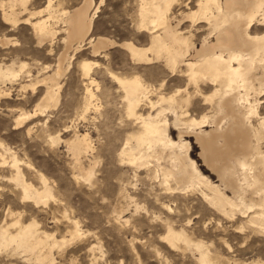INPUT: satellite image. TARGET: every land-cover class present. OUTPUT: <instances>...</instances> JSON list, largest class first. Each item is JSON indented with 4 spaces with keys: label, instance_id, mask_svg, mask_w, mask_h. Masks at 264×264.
Masks as SVG:
<instances>
[{
    "label": "bare ground",
    "instance_id": "obj_1",
    "mask_svg": "<svg viewBox=\"0 0 264 264\" xmlns=\"http://www.w3.org/2000/svg\"><path fill=\"white\" fill-rule=\"evenodd\" d=\"M62 2L64 0H45L44 4L42 0H0L2 25L9 27L8 31L29 26L36 47L48 46L47 54L53 50L55 35L64 32L63 49L56 57L55 69L35 79H30L28 70L25 74L28 79L17 83L23 90L35 91L38 85H44L45 89L35 102L33 112L22 110L16 114L14 126H21L57 104L59 79L67 71L69 60L85 44L92 47L94 55L118 46L135 65L163 62L171 76L182 77L186 83L183 89L160 96L156 102L149 99L141 79L119 77L108 71V77L123 93L126 117L139 124V130L122 141L117 152L119 164L132 168L134 176L145 172L146 179L154 181L163 195L197 193L209 209L226 221L237 223L240 233L250 231L264 236V115L259 112L264 104V100L261 101L264 98V0H134L132 21L138 34L147 35L146 45L92 35L98 11V7H93V0H83L71 10L62 7ZM15 43L16 40L6 34L0 37L2 48L10 44L16 46ZM27 65L17 58L9 63L0 62V98L10 97L13 81ZM92 68L89 61L80 63L86 80L85 111L93 105L95 97L89 87L95 81L91 77ZM178 92L183 95L177 97L181 95ZM194 97L202 98L211 113L185 119L184 113ZM163 101L168 102L167 107L173 113L171 123L166 109L161 106ZM142 104L150 109L158 106L159 110L143 115L138 112ZM183 107L186 110H182ZM171 124L178 131L177 139L169 133ZM206 126L210 129H203ZM31 129L27 127L26 133ZM189 137L194 138L200 148L198 158L216 174L217 181L203 173L192 157ZM50 139L57 143L59 137ZM66 142L71 161L76 165L93 150L87 133H76ZM10 153L14 168L11 180L19 189L20 200L35 207L46 204L53 197L47 178L38 175L40 186L26 180L19 159ZM80 174L89 180L93 172L87 170ZM139 208L145 207L135 204L134 212ZM165 208L171 210L169 203ZM20 215L10 211L11 220L6 222L5 218L0 222V254L16 255L27 263L32 259L34 264H55L53 250L83 234L74 222L70 238L58 239L53 233L40 229L35 219L23 222ZM171 222H164L160 244L169 251L188 252L196 264H220L213 248L202 240L193 239L184 226L176 228ZM190 223L189 219L186 225ZM169 260L165 258V264H169ZM243 264L264 262L253 259Z\"/></svg>",
    "mask_w": 264,
    "mask_h": 264
},
{
    "label": "rangeland",
    "instance_id": "obj_2",
    "mask_svg": "<svg viewBox=\"0 0 264 264\" xmlns=\"http://www.w3.org/2000/svg\"><path fill=\"white\" fill-rule=\"evenodd\" d=\"M82 1L64 0L62 7L71 10ZM94 6L98 7V11L97 17H94L92 35L106 36L118 42L132 40L137 45L148 43L147 35L138 34L132 21L134 0H106L103 4L100 0H93ZM8 28L2 25L0 18V37L6 34L16 40V46H0V62L9 63L17 58L28 65L16 77L15 83L13 81L10 97L0 98V143L3 145H0L1 223L5 218L6 222L11 220L10 211L20 213L23 222L35 219L40 229L60 239L70 238V231L76 222L83 234L53 250L55 264H165V258H170L169 264H196L188 252L169 251L159 243L165 229L164 222L167 221H172L176 228L184 226L193 239L207 243L213 248L220 264H243L253 259L264 262V236L250 231L240 233L237 223L228 222L213 212L197 193L163 195L158 192L154 181L146 179L145 172L134 176L132 168L119 164L117 152L122 141L138 131L139 124L126 117L123 93L108 77L109 72L119 77L141 79L148 90L149 99L154 102L160 96L183 89L186 83L184 78L171 76L160 61L135 65L126 51L118 46L100 50L94 55L92 47L85 44L69 60L67 71L59 79L57 104L45 110L44 114L26 120L21 126H14L16 114L22 110L33 112L35 102L45 89L44 85H38L35 91L30 88L23 90L19 89L18 84L28 79L25 75L28 70L30 79H35L55 69L56 57L63 49L64 32L55 35L53 50L47 54L48 46L36 47L29 26H21L16 31H8ZM84 60L93 64L91 77L95 80L89 86L95 97L87 111L86 80L80 69V63ZM179 94L177 97L183 95L182 92ZM202 101V98L194 97L187 110L183 107L182 110H186L184 118L197 119L203 114H210L209 106L203 105ZM161 106L166 109V117L171 123L173 113L167 107L168 102H161ZM147 107L142 104L138 112L146 115L151 110L153 114L159 110L158 106L154 109ZM259 112L264 115V104ZM27 127H32L29 134L26 133ZM203 129L208 130L210 126ZM177 132L171 124V137L177 139ZM76 133H87L93 146V150L82 157L78 165L73 159L71 161L66 142ZM51 136H58V142L51 141ZM189 139L192 143L190 153L201 171L217 181L216 174L198 158L200 148L194 138ZM10 152L19 159L26 180L40 186L38 175L47 178L53 189V197L46 204L35 207L30 202L20 200L19 189L11 180L14 168L11 166ZM87 170L93 172L89 180L80 174ZM227 193L230 194L228 190ZM164 203H169L171 212ZM135 204L145 208L134 212ZM189 219L191 223L186 225ZM132 241L134 244H131ZM0 264H34V261L31 259L27 263L19 256L1 253Z\"/></svg>",
    "mask_w": 264,
    "mask_h": 264
}]
</instances>
